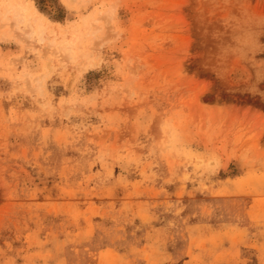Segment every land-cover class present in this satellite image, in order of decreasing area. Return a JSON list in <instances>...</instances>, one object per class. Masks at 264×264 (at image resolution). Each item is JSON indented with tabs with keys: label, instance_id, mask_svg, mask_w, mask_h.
<instances>
[{
	"label": "rangeland",
	"instance_id": "obj_1",
	"mask_svg": "<svg viewBox=\"0 0 264 264\" xmlns=\"http://www.w3.org/2000/svg\"><path fill=\"white\" fill-rule=\"evenodd\" d=\"M0 264H264V0H0Z\"/></svg>",
	"mask_w": 264,
	"mask_h": 264
}]
</instances>
